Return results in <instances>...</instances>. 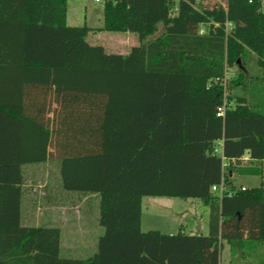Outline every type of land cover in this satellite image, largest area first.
Returning a JSON list of instances; mask_svg holds the SVG:
<instances>
[{"label": "trees", "instance_id": "16d2710c", "mask_svg": "<svg viewBox=\"0 0 264 264\" xmlns=\"http://www.w3.org/2000/svg\"><path fill=\"white\" fill-rule=\"evenodd\" d=\"M261 1L103 0L101 30L138 38L120 55L66 24L67 0H0V264H221L223 243L264 244ZM234 67L224 95L211 82ZM46 161L65 191L98 196L86 260L60 257L58 228L20 223L21 168ZM144 197L199 200L208 234L142 232Z\"/></svg>", "mask_w": 264, "mask_h": 264}, {"label": "rangeland", "instance_id": "374dc122", "mask_svg": "<svg viewBox=\"0 0 264 264\" xmlns=\"http://www.w3.org/2000/svg\"><path fill=\"white\" fill-rule=\"evenodd\" d=\"M223 1L224 0H222V3ZM197 3L209 5L214 2L210 0H197ZM66 24L71 27L86 26L92 29L93 31L86 35L87 43L103 46L106 53L114 54L117 52V48H119V50L124 48V46H119L121 40L127 46L132 42L138 44V38L135 34L127 32V36H125L124 33L101 30L103 28V1L67 0ZM236 73L237 68H231L226 71L225 77L222 80L215 79L212 82L208 81V84L218 83L223 85L225 95L226 82L235 77ZM60 168L61 163L59 161H46L38 165L26 166L22 169L23 184H25L26 187L33 185L42 189L36 192L41 207L50 205L65 209L64 211L50 210L51 212H48L49 216L54 221L61 216H64L65 219L69 221L67 225L65 223L62 225L61 223L59 224L62 228L60 257L80 260L86 259L92 256L96 248L94 245L95 237L93 242L88 239L86 242L87 249L84 250L82 254V215L90 219L93 224V226H90L92 227L93 236L96 229L102 231V228L96 222L97 200L95 201L94 198L82 199V194L93 193L65 191L61 184ZM233 184L236 188H257L261 184V177L259 175H234ZM26 202L29 204V199L26 200ZM26 207L28 211L29 208L28 206ZM39 213L41 212L39 211L38 214ZM207 224L208 208L197 199L142 198L140 229L143 232L152 230L159 231L160 233L172 234L178 230H183L187 234H194V230H200L205 233ZM91 243H94L93 249L90 248ZM259 245L264 247V244ZM222 247L226 248V244L224 243ZM91 249L92 251H90ZM245 249L246 252H249L251 248L249 249V246H245ZM239 251L240 250L236 248L235 253L239 255ZM257 257V264H264V249H260ZM235 259L236 262L234 264H238V256L235 257Z\"/></svg>", "mask_w": 264, "mask_h": 264}, {"label": "crops", "instance_id": "0c3cea01", "mask_svg": "<svg viewBox=\"0 0 264 264\" xmlns=\"http://www.w3.org/2000/svg\"><path fill=\"white\" fill-rule=\"evenodd\" d=\"M124 34H125V36H127L126 33H124ZM136 45H137L136 42H134V43L132 42L131 44H129V46H127L121 40V44L119 46H124V48H121V50H119V48H117V52L114 54L127 55L130 48L133 46H136ZM99 46H101V45H99ZM101 47L104 49L103 46H101ZM104 51H105V49H104ZM54 97H55V93H54L53 88H52L51 98L54 99ZM50 107H51V109L56 108L55 102H52ZM34 165H38V164L24 165L23 168L26 166H34ZM22 169H21V172H23ZM21 190H22L21 207H20V210H21V220H20L21 222L20 223H21V225L25 226V227H56L62 233V230H61L62 228L59 224L61 223V225H62L65 223L67 225L69 223V221H67L64 216H61L56 221H54L49 216L48 212L50 210H58V211L63 210L64 211L65 209L53 207L50 205H45V206L41 207L36 192H37V190H42V189H40V187L38 188V187L33 186V185L26 187V185L23 184V174H22ZM82 197H83L82 198L83 200H86L88 198H94V200L96 201L98 196H97V194H82ZM28 199H29V204H27V202H26V200H28ZM26 206H28V208H29L28 211L26 210V208H27ZM39 211L41 213L38 214ZM64 214H65V212H64ZM39 216H41V217H39ZM84 217L82 215V254L84 253V250L87 249V245H86L87 243L86 242L88 241V239L93 242L94 237H95V244L91 243L90 248L93 249V244L95 245V248H96L97 239L103 233V230L100 231L99 229H96L95 234L93 236L92 235V232H93L92 227H90L91 225L93 226V224L91 223L90 219H88L85 215H84ZM96 222H97V217H96ZM97 224H98V222H97ZM195 228H197V227H195ZM194 231H195L194 234H192V233L187 234L183 230H178L177 232L172 233V234H168V235H173V234H176L178 232H181L185 235H191V236L207 235L208 234V224H207V229H206L205 233L201 232L200 230H194ZM163 234H166V233H163ZM92 249L90 251H92ZM249 249H250L249 252H246V249L244 247V249H239L240 250L239 255L237 253L232 254L230 251V247L226 244V248L222 247L221 264H234L236 262L235 257H237V256H238V264H257L258 263L257 254L260 251V249H264V247L262 245H259V244H253L252 247H251V245L249 246ZM95 252H93V254ZM86 259H82V260H86Z\"/></svg>", "mask_w": 264, "mask_h": 264}, {"label": "built area", "instance_id": "2783aa9c", "mask_svg": "<svg viewBox=\"0 0 264 264\" xmlns=\"http://www.w3.org/2000/svg\"><path fill=\"white\" fill-rule=\"evenodd\" d=\"M77 1V0H76ZM96 2H100V1H103V0H95ZM214 3H217L218 5L220 6H223V3H222V0H210ZM261 8L264 9V0L261 1ZM224 113V108H219L218 111H217V116L220 117L222 116ZM214 153L215 154H219L220 157H221V160H222V163H224V158L221 154V150H220V145L217 144L216 148L214 149ZM224 165V164H223ZM245 188L241 187V190H244ZM211 191L214 192V193H217L220 197L222 196V193H223V184L220 183V185L218 187H212L211 188Z\"/></svg>", "mask_w": 264, "mask_h": 264}]
</instances>
